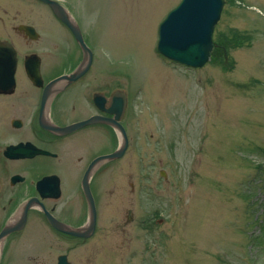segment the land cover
<instances>
[{"label":"rangeland","instance_id":"obj_1","mask_svg":"<svg viewBox=\"0 0 264 264\" xmlns=\"http://www.w3.org/2000/svg\"><path fill=\"white\" fill-rule=\"evenodd\" d=\"M59 1L79 17L99 76L127 91L131 145L92 173L91 237L76 246L30 217L2 239L4 262L65 252L75 264H264V0H224L213 47L225 53L198 68L156 50L180 0ZM87 215L84 201L82 226Z\"/></svg>","mask_w":264,"mask_h":264},{"label":"flooded vegetation","instance_id":"obj_2","mask_svg":"<svg viewBox=\"0 0 264 264\" xmlns=\"http://www.w3.org/2000/svg\"><path fill=\"white\" fill-rule=\"evenodd\" d=\"M62 6L91 51L86 70L70 82L59 78L75 71L84 59L71 28L44 0H0V217H7L0 231L18 217H26L20 230L4 238L14 237L24 231L30 217H39L60 240L74 241L77 246L83 238L54 230L46 217L72 227L83 224L84 173L95 157L118 148L119 134L113 125L96 121L64 132L52 127L77 125L95 116L114 117L100 109L99 100L103 97L110 106L118 90L126 96L120 119L127 137L123 156L131 145V123L126 117L127 91L99 76L79 17L73 8ZM72 43L76 50L70 47ZM19 145L24 146L22 151L12 149ZM98 146L108 150L99 152ZM92 177L89 188L94 200ZM66 217H78V221ZM61 254L68 259L67 253ZM1 255L0 248V264H6Z\"/></svg>","mask_w":264,"mask_h":264},{"label":"water","instance_id":"obj_3","mask_svg":"<svg viewBox=\"0 0 264 264\" xmlns=\"http://www.w3.org/2000/svg\"><path fill=\"white\" fill-rule=\"evenodd\" d=\"M53 9L54 13L63 20L73 31L83 53V62L69 75H63L59 79L68 82L79 77L91 61V51L84 43L81 33L76 25L71 23L63 6L56 0H45ZM224 0H180L168 11L164 19L158 25L157 51L164 57L190 67H201L209 59L213 48V30L220 18ZM11 53L10 50L7 51ZM14 60H10L13 68ZM57 79V80H59ZM126 105V96L122 91H116L110 98V106L100 98L99 107L101 110L113 113L114 117L106 118L95 116L77 125H70L65 128L52 127L53 130L69 131L75 127L84 125L94 120H100L113 125L120 134L119 147L104 155L95 157L84 173L82 180L83 191L88 206V218L83 226L71 227L57 220L55 217H46L50 225L61 232L76 237H90L96 225L95 203L89 188V179L93 170L100 164L123 155L127 146V137L123 127L119 123ZM14 151H22L23 145L14 146ZM162 175L165 176L163 171ZM28 205V204H27ZM26 217H18L15 221L7 223L0 231V240L13 231L20 230L25 224ZM56 264H72L67 261L65 255H60Z\"/></svg>","mask_w":264,"mask_h":264},{"label":"trees","instance_id":"obj_4","mask_svg":"<svg viewBox=\"0 0 264 264\" xmlns=\"http://www.w3.org/2000/svg\"><path fill=\"white\" fill-rule=\"evenodd\" d=\"M220 41L218 40V42L216 43L215 42V45H214V47H213V49H212V52H211V55L213 56V57H215L217 54L218 55H220L221 53L224 55V53H225V50L224 49H222V48H220ZM221 50V51H220Z\"/></svg>","mask_w":264,"mask_h":264},{"label":"bare ground","instance_id":"obj_5","mask_svg":"<svg viewBox=\"0 0 264 264\" xmlns=\"http://www.w3.org/2000/svg\"><path fill=\"white\" fill-rule=\"evenodd\" d=\"M1 241H2V239L0 240V245H1Z\"/></svg>","mask_w":264,"mask_h":264}]
</instances>
